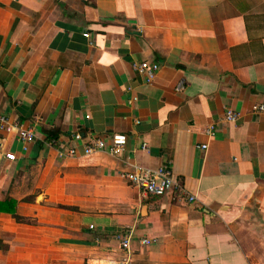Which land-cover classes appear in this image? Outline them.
Masks as SVG:
<instances>
[{
  "label": "crops",
  "instance_id": "0c3cea01",
  "mask_svg": "<svg viewBox=\"0 0 264 264\" xmlns=\"http://www.w3.org/2000/svg\"><path fill=\"white\" fill-rule=\"evenodd\" d=\"M142 61L159 65L150 83ZM254 105L264 0H0V117L34 134L0 128L2 211L23 220L0 212V264H116L122 236L130 264H264ZM113 134L127 137L119 156ZM95 139L105 149L84 155ZM160 166L180 190L146 198L122 179Z\"/></svg>",
  "mask_w": 264,
  "mask_h": 264
},
{
  "label": "built area",
  "instance_id": "2783aa9c",
  "mask_svg": "<svg viewBox=\"0 0 264 264\" xmlns=\"http://www.w3.org/2000/svg\"><path fill=\"white\" fill-rule=\"evenodd\" d=\"M88 35H85L87 37ZM135 70L145 78L147 83H150L155 77L159 65L157 63H149L146 61H142L138 64L134 65ZM182 86L178 87L177 90L180 91ZM264 110V106L262 105H254L252 107L253 112H261ZM240 118L239 113L227 110L224 114V121L227 123H234ZM0 128L7 133L16 132L17 137L23 143H30L33 141L34 134L31 130H25L21 128H17L15 125H11L4 117H0ZM213 127H210L206 133L211 137L213 136ZM82 135L77 132L73 135V139L76 141L82 140ZM56 142V141H55ZM55 142H50L51 144H55ZM127 137L122 134H113L110 136V145L107 152L111 156H119L126 145ZM105 149V142L102 139H95L88 144L83 146L84 155H90L92 153L103 151ZM201 149H206V146H201ZM68 156H75L76 149L73 147L68 148L67 151ZM62 157V155H59ZM6 159H14V156L11 154H6L4 156ZM1 162V156H0ZM122 179L127 183L128 186L132 188H136L142 196L146 198H161L165 195L173 192L174 190H180L179 184L174 179V175L168 166H160L157 169H147L136 167L131 172H127L122 175ZM187 201L194 202L196 200L195 196L187 195ZM150 242L148 239H143L142 244L148 245ZM120 246L126 252V257L122 258L116 264H130L129 260V241L128 236L120 237Z\"/></svg>",
  "mask_w": 264,
  "mask_h": 264
},
{
  "label": "trees",
  "instance_id": "16d2710c",
  "mask_svg": "<svg viewBox=\"0 0 264 264\" xmlns=\"http://www.w3.org/2000/svg\"><path fill=\"white\" fill-rule=\"evenodd\" d=\"M47 140L49 142L57 141V133L54 132V131L49 132L48 135H47ZM10 203L14 206V202L10 201ZM6 204H7V202H0V212H5V211H2V210H5L4 208H5ZM13 208L7 209L9 212H5V213H10L17 222H22L23 221L22 218H20V217L15 215V212H14ZM0 249L6 250V247L0 245Z\"/></svg>",
  "mask_w": 264,
  "mask_h": 264
}]
</instances>
